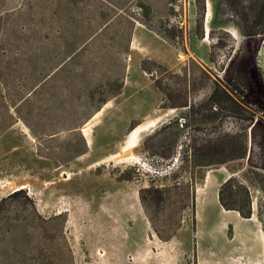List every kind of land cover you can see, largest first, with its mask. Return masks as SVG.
<instances>
[{
  "label": "rangeland",
  "instance_id": "rangeland-1",
  "mask_svg": "<svg viewBox=\"0 0 264 264\" xmlns=\"http://www.w3.org/2000/svg\"><path fill=\"white\" fill-rule=\"evenodd\" d=\"M263 31L264 0H0V264L215 262L233 173L264 226Z\"/></svg>",
  "mask_w": 264,
  "mask_h": 264
},
{
  "label": "crops",
  "instance_id": "crops-1",
  "mask_svg": "<svg viewBox=\"0 0 264 264\" xmlns=\"http://www.w3.org/2000/svg\"><path fill=\"white\" fill-rule=\"evenodd\" d=\"M262 49H264V46ZM259 61L261 62L260 66L264 75V63L261 55ZM207 205L210 204L207 203ZM217 205L220 207L221 216L226 218V226L232 229L231 237L228 241L224 240V243L221 244L219 260L212 262L208 260V258L202 260L200 257L199 264H233V262H240L242 264H264V226L262 220L255 217V206L253 205L252 216L246 218L237 210L225 209L219 200V195ZM216 230L215 224L212 229L209 230V232L212 233L211 236L213 238L211 239L214 242L211 243L212 246L216 243V240H214ZM218 230L223 232V226L218 228ZM200 231H202L201 226H198L196 229L197 245H199L198 240Z\"/></svg>",
  "mask_w": 264,
  "mask_h": 264
},
{
  "label": "trees",
  "instance_id": "trees-1",
  "mask_svg": "<svg viewBox=\"0 0 264 264\" xmlns=\"http://www.w3.org/2000/svg\"><path fill=\"white\" fill-rule=\"evenodd\" d=\"M260 18L262 19V16ZM245 71L251 79L254 81L256 79L255 82H252L253 80L250 82L251 87L249 86V91L254 98V105H256L259 110L257 115H252L249 120H251V129H257L261 132L258 144L260 149L264 151V75L261 67L257 66L255 57L253 58V65L245 67ZM240 151L241 153L239 155L235 154V156L230 157L228 160L244 159L247 153L249 157V154L252 153L253 150L249 149L248 151L247 145L243 144ZM228 160H223V162ZM250 167H254V165L251 164ZM262 168L264 169V166ZM234 174L235 173L222 183L219 189V200L225 209L237 210L243 217L249 218L253 213L250 188L244 184L243 180ZM251 183H254V181L251 180ZM17 192L18 191L14 192V194Z\"/></svg>",
  "mask_w": 264,
  "mask_h": 264
},
{
  "label": "bare ground",
  "instance_id": "bare-ground-1",
  "mask_svg": "<svg viewBox=\"0 0 264 264\" xmlns=\"http://www.w3.org/2000/svg\"><path fill=\"white\" fill-rule=\"evenodd\" d=\"M210 16H211V14H210V3L207 2V19H206V21H209ZM207 32H209V28L208 27H207ZM260 55L262 56L263 63H264V49H261ZM156 119H155V122L154 123H153V121L152 122H148V123H141V124H138L137 126H135L133 129H131L129 131V133L127 134V137L125 139V142H124V144L122 146L123 147L122 150H130V149L132 150L134 147H136L137 145H139V143L141 141V138H142V135L144 134V132L148 131L151 127H154V125H155V123L157 121ZM158 122H160V121H158ZM84 133L88 137L87 139H89L90 138V133H89V128L88 127L84 129ZM118 157H120V156H118ZM128 157L130 158V156H128ZM130 159H132V158H130Z\"/></svg>",
  "mask_w": 264,
  "mask_h": 264
}]
</instances>
